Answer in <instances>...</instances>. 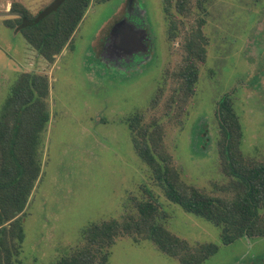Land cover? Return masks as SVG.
I'll return each mask as SVG.
<instances>
[{"label":"rangeland","instance_id":"1","mask_svg":"<svg viewBox=\"0 0 264 264\" xmlns=\"http://www.w3.org/2000/svg\"><path fill=\"white\" fill-rule=\"evenodd\" d=\"M18 1L36 12L51 0H0V111L22 72L47 74L50 119L40 145V172L20 213L19 264H52L83 244L91 223L122 221L135 201L152 199L157 220L189 244L214 243L202 264H264V236L223 244L220 227L168 201L138 157L128 122L162 128L163 146L181 181L231 199L219 156L217 102L229 96L241 126L244 161L264 158V0H92L71 45L49 64L3 20ZM165 7L167 11H165ZM144 29L146 50L122 59L102 54L112 26ZM201 27L206 58L194 93L183 100L180 69L188 35ZM264 225V200L258 209ZM108 264H179L152 242L115 239Z\"/></svg>","mask_w":264,"mask_h":264},{"label":"trees","instance_id":"2","mask_svg":"<svg viewBox=\"0 0 264 264\" xmlns=\"http://www.w3.org/2000/svg\"><path fill=\"white\" fill-rule=\"evenodd\" d=\"M91 1L51 0L36 12L14 1L8 10L12 17L4 19L3 24L20 33L39 56L52 64L55 56L71 45L72 36ZM184 1L176 0L179 12L184 8ZM205 43L200 26L186 38L184 63L179 71L183 100L194 93L198 65L206 58ZM48 95L47 74L22 72L0 111V264H19L24 238L19 214L23 213L40 172V145L50 119ZM216 114L219 156L223 173L232 180L231 199L213 197L181 181L179 171L163 146L160 126L140 125L137 119H130L128 128L133 148L151 170L165 198L185 212L220 227L223 244L242 236H264V225L258 213L264 200V158L255 163L243 160L239 151L241 126L229 96L217 102ZM133 208L135 213L127 212L122 221L113 219L89 224L81 232L83 244L52 264H108L110 248L121 236H130L135 242L148 239L159 252L179 264H202L217 252L218 246L214 243L191 245L170 232L157 220L155 200L135 201Z\"/></svg>","mask_w":264,"mask_h":264},{"label":"water","instance_id":"3","mask_svg":"<svg viewBox=\"0 0 264 264\" xmlns=\"http://www.w3.org/2000/svg\"><path fill=\"white\" fill-rule=\"evenodd\" d=\"M129 3L132 0H128ZM146 33L135 22L122 19L115 23L109 32L107 42L103 46L102 54L110 59L118 60L146 50L143 40Z\"/></svg>","mask_w":264,"mask_h":264}]
</instances>
